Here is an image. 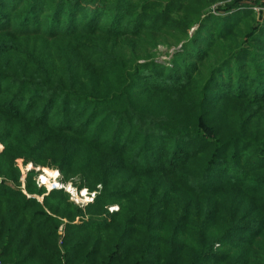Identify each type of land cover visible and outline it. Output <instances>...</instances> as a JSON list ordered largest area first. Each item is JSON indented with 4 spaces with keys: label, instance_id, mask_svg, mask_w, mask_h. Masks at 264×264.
<instances>
[{
    "label": "trees",
    "instance_id": "trees-1",
    "mask_svg": "<svg viewBox=\"0 0 264 264\" xmlns=\"http://www.w3.org/2000/svg\"><path fill=\"white\" fill-rule=\"evenodd\" d=\"M0 144L3 264H264V13L0 0Z\"/></svg>",
    "mask_w": 264,
    "mask_h": 264
},
{
    "label": "rangeland",
    "instance_id": "rangeland-1",
    "mask_svg": "<svg viewBox=\"0 0 264 264\" xmlns=\"http://www.w3.org/2000/svg\"><path fill=\"white\" fill-rule=\"evenodd\" d=\"M248 1H250V0H248ZM255 11H256V10H255ZM261 12H262V11H260V13H261ZM162 49L164 50V48H162ZM163 58H165V56H163ZM2 148H3V145L0 144V149H2ZM17 162H18L19 166L22 168L23 173H25V172H26V169H27L26 167H27V166L29 167L30 164L27 165V166L23 165V161H22V159H18ZM37 169H38V170L40 169V171H41V172L39 173V175H38V178H37L38 183L43 184V186H46L48 190H49V189L51 190V188L56 184V183H55L56 181H60L61 175H60L59 170L51 169V170H53V171L56 170V171L59 172V174L55 176V172L52 173V171H51V172H50L51 174H48V173L45 171L44 168H37ZM48 169H50V168H48ZM25 174H26V173H25ZM43 175L47 176L49 183L44 182V180H43ZM66 185L69 186V187H70V186H73L72 182H67ZM50 186H51V187H50ZM73 187L75 188V186H73ZM72 189H73V188L70 189V193L73 195V197H74L76 203L79 204V205L87 204L89 201H91V200L94 199L93 194L90 195V193L88 192L87 189H86L87 192H84L85 190L78 191L77 188H75V190H77V191H74V190H72ZM76 192H77V193H76ZM80 195H81V197H80ZM40 199H41V198H40Z\"/></svg>",
    "mask_w": 264,
    "mask_h": 264
},
{
    "label": "built area",
    "instance_id": "built-area-1",
    "mask_svg": "<svg viewBox=\"0 0 264 264\" xmlns=\"http://www.w3.org/2000/svg\"><path fill=\"white\" fill-rule=\"evenodd\" d=\"M260 1V4H257L256 2H255V0H250L249 1V3L253 6V8L258 12V13H260V11H262L261 13H264V0H259ZM56 184L52 187V188H64L67 192H69L70 193V189L71 188H73L74 190H75V188L73 187V186H67V185H64V184H62L60 181H56L55 182ZM39 185L41 186V185H43V184H40L39 183ZM51 188V189H52ZM50 190V189H49ZM75 191H77V190H75ZM71 194V193H70ZM93 196H94V194H93ZM71 198L73 199V200H75L74 199V197H73V195L71 194ZM92 201V200H91ZM90 202V201H89ZM118 207L117 206H111L109 209L110 210H114V209H117ZM0 264H3L2 263V261L0 260Z\"/></svg>",
    "mask_w": 264,
    "mask_h": 264
},
{
    "label": "water",
    "instance_id": "water-1",
    "mask_svg": "<svg viewBox=\"0 0 264 264\" xmlns=\"http://www.w3.org/2000/svg\"><path fill=\"white\" fill-rule=\"evenodd\" d=\"M28 168H29V169H30V168H33V164H30ZM86 191H87V190H86ZM41 200H42V198H41ZM74 201H75V200H74ZM75 202H76V201H75ZM84 205H86V204H83V205H81V206H84Z\"/></svg>",
    "mask_w": 264,
    "mask_h": 264
},
{
    "label": "bare ground",
    "instance_id": "bare-ground-1",
    "mask_svg": "<svg viewBox=\"0 0 264 264\" xmlns=\"http://www.w3.org/2000/svg\"><path fill=\"white\" fill-rule=\"evenodd\" d=\"M51 187V186H50ZM77 193V192H76Z\"/></svg>",
    "mask_w": 264,
    "mask_h": 264
}]
</instances>
